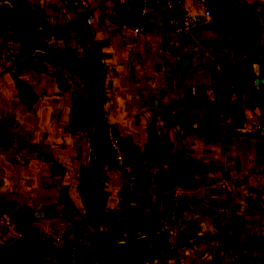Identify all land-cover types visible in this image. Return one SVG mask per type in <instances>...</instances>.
Masks as SVG:
<instances>
[{
  "label": "crops",
  "instance_id": "crops-1",
  "mask_svg": "<svg viewBox=\"0 0 264 264\" xmlns=\"http://www.w3.org/2000/svg\"><path fill=\"white\" fill-rule=\"evenodd\" d=\"M230 2L211 17L203 0L154 2L148 31L134 38L129 0H0V243L15 246L0 254L49 261L55 245L77 241L76 226L89 235L92 220L138 208L120 170L93 161L90 51L102 65L103 118L144 167V225L165 235L141 264H264V15L247 7L264 0ZM85 4L96 17L91 45ZM24 6L33 16H20ZM182 14L197 21L180 42L173 21ZM162 168L169 184L158 192Z\"/></svg>",
  "mask_w": 264,
  "mask_h": 264
},
{
  "label": "trees",
  "instance_id": "trees-1",
  "mask_svg": "<svg viewBox=\"0 0 264 264\" xmlns=\"http://www.w3.org/2000/svg\"><path fill=\"white\" fill-rule=\"evenodd\" d=\"M225 1L227 3H225ZM206 2L211 5L212 15L214 14L216 16H221L229 6L227 0H206ZM247 7L250 12L254 13L256 11L253 6ZM18 11L20 13V9H18ZM31 16H33V14H31ZM38 23L39 22H37L36 26ZM84 64L94 77V95L96 98V106L93 111L97 118V129L94 138L93 161L95 167H99L106 161L112 162L110 152L102 143L105 123V119L103 118V104L106 100L105 94L102 90V65L98 57L90 51L86 52ZM134 167L140 177L139 181L141 194L144 167L142 164ZM156 184L158 192L164 190V188L169 184L167 172L163 168L156 176ZM137 200H139L138 208L130 217L118 219L114 218L113 220L94 219L90 222L92 227V231L90 232L88 238L90 247L83 254L85 259H91L94 264H111L112 256H118L119 254L123 255L124 253L131 252L134 256V261L140 263L148 254V252H146V248L150 246L151 242L153 245L159 246V249L165 248V235L156 227H145L144 223L147 221V218L144 217L142 209L140 208L141 196L137 198ZM82 260L78 258L79 262Z\"/></svg>",
  "mask_w": 264,
  "mask_h": 264
},
{
  "label": "built area",
  "instance_id": "built-area-1",
  "mask_svg": "<svg viewBox=\"0 0 264 264\" xmlns=\"http://www.w3.org/2000/svg\"><path fill=\"white\" fill-rule=\"evenodd\" d=\"M135 6V22L132 27L133 37L139 38L145 34L149 29V14L151 5L154 2L162 1L165 5L174 9L183 2V0H129ZM206 2V0H203ZM86 14L85 23L88 26H93L96 22V17L93 13L92 6L85 4ZM21 13L24 17H30L32 11L27 7L21 8ZM206 17H211L212 13L210 10L205 12ZM197 21L196 16L182 14L173 21L174 31L178 41L183 42L189 35V29L191 24ZM45 25L43 21H39L35 28L34 36L38 37L44 30ZM256 91L264 95V85L259 87ZM102 143L104 147L110 152L112 163L118 168L122 174L123 181L127 193L130 197L137 199L140 197V177L137 174L135 167L130 163L127 148L125 143L120 136L117 127L109 122L104 123V132L102 135ZM169 218L172 223H177L180 220V204L178 200L173 199L171 201ZM71 264H80L77 259H72ZM85 264H94L90 261Z\"/></svg>",
  "mask_w": 264,
  "mask_h": 264
},
{
  "label": "rangeland",
  "instance_id": "rangeland-1",
  "mask_svg": "<svg viewBox=\"0 0 264 264\" xmlns=\"http://www.w3.org/2000/svg\"><path fill=\"white\" fill-rule=\"evenodd\" d=\"M228 1V4L230 5L231 2L230 1H236L237 3L240 2V0H227ZM225 3H227L225 1ZM20 13H21V10H20ZM19 13V14H20ZM249 16L250 17H255L256 14H262L264 15V5L260 6L254 13L253 12H250L249 11ZM20 16H23L22 13ZM86 24V23H85ZM87 27H83V31L85 33H87L88 35V43L91 45V31H90V28L88 25H86ZM189 36V35H188ZM188 39V37H187ZM187 39H185L184 41H186ZM102 80V84L104 85V79H101ZM126 189V188H125ZM127 192V190H126ZM128 197L130 198V200H133V201H136L137 203H139V200L137 199H134L132 197H130V195L127 193ZM170 206H171V203L169 204V210H170ZM126 218V217H124ZM78 219V218H77ZM76 219V220H77ZM170 219V218H169ZM79 220V219H78ZM84 220L82 221H79V224H83ZM77 223V221H76ZM75 223V224H76ZM76 229H73V231H76V233L74 234V236L76 235V239L77 241L75 243H72L71 245H69L68 247H64L63 245L59 246L58 244L54 246V250L52 252V259H50L49 261H41L39 262L38 261V258L35 259V262L36 263H33V262H28L29 264H71V260L72 259H83V254L86 252V250L89 249L90 247V244L88 242V238H89V235H87L86 231L84 229H82L81 227H75ZM81 229H82V232H81ZM90 234V233H89ZM156 245H152L151 247V250L150 251H155V250H158L159 249V246H156ZM15 246L14 245H10V246H3L1 243H0V250H7V251H10L11 248H12V251H13V248ZM25 249H29L31 254L33 253H38L37 252V248L35 246H32V245H26L24 247ZM62 248V249H61ZM67 250V253H65V255H63L61 257V259H59L60 255L62 254L63 251H66ZM1 253V252H0ZM9 253H3V254H0V264H16L13 260H10L8 259L9 258ZM37 255V254H35ZM131 252H127V253H124L123 255L119 254L118 256H112L111 257V264H141L142 261L140 263L134 261V256H131ZM36 257V256H35ZM87 262H90L88 259H83L80 264H85ZM26 263V264H28Z\"/></svg>",
  "mask_w": 264,
  "mask_h": 264
},
{
  "label": "water",
  "instance_id": "water-1",
  "mask_svg": "<svg viewBox=\"0 0 264 264\" xmlns=\"http://www.w3.org/2000/svg\"><path fill=\"white\" fill-rule=\"evenodd\" d=\"M182 64H183L184 68H187L190 65V60L187 58H184L182 60Z\"/></svg>",
  "mask_w": 264,
  "mask_h": 264
}]
</instances>
